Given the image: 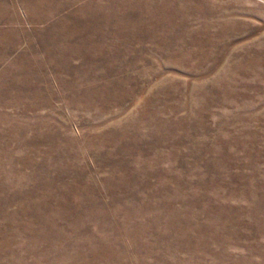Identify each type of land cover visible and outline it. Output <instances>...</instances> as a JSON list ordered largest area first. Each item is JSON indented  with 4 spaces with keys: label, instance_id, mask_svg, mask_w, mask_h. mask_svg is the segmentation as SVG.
Masks as SVG:
<instances>
[{
    "label": "rangeland",
    "instance_id": "obj_1",
    "mask_svg": "<svg viewBox=\"0 0 264 264\" xmlns=\"http://www.w3.org/2000/svg\"><path fill=\"white\" fill-rule=\"evenodd\" d=\"M0 264H264V0H0Z\"/></svg>",
    "mask_w": 264,
    "mask_h": 264
}]
</instances>
